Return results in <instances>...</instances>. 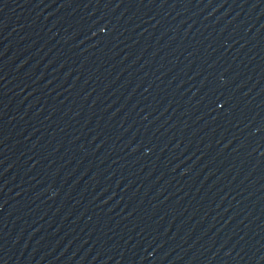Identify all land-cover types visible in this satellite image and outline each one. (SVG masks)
<instances>
[{"label": "water", "instance_id": "95a60500", "mask_svg": "<svg viewBox=\"0 0 264 264\" xmlns=\"http://www.w3.org/2000/svg\"><path fill=\"white\" fill-rule=\"evenodd\" d=\"M0 264H264V0H0Z\"/></svg>", "mask_w": 264, "mask_h": 264}]
</instances>
